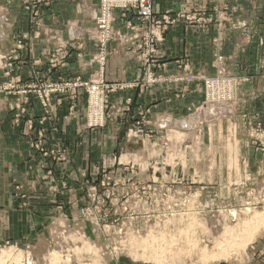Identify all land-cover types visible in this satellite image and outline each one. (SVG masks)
Wrapping results in <instances>:
<instances>
[{"label": "rangeland", "instance_id": "1", "mask_svg": "<svg viewBox=\"0 0 264 264\" xmlns=\"http://www.w3.org/2000/svg\"><path fill=\"white\" fill-rule=\"evenodd\" d=\"M46 1L49 4V0ZM35 2L12 0L9 4L2 0L4 6H16L15 12L23 9L32 16L37 9L40 15L45 5L38 7ZM232 17L231 13L221 12L218 17L215 13V21L211 20L219 32L213 38L217 49L213 59L215 71L209 76L200 75L193 65L184 66L180 74L167 75L163 70L165 63L160 62V45L167 27L175 21L167 25L162 22L154 30L158 38H152L145 50H155L153 73L156 82L149 84L147 67L142 68L138 90L148 91L161 82H185L187 86L183 91L195 90L204 98L196 95L189 110L166 123L161 121L156 125L150 107L140 108L131 125L125 121L116 122L110 131L114 141L109 139L110 134L106 136L108 146L118 141L137 147L123 152L122 160L105 156L98 158L100 168L31 172L29 190L13 183L16 195L24 201L23 207L31 205L28 191L43 192L53 207L49 209V221L43 230L48 238L40 245L26 248L10 244L13 248L3 250L0 264H9L8 261L12 264L256 263L257 256L264 252V218L254 223V215L264 213V34H255L253 38V34L244 31L233 43L239 45L238 49L229 55L222 54L221 45L225 47L226 39H230L223 35L226 31H222L231 25ZM188 20L199 21L191 16ZM25 23L20 21L13 29L5 23L1 29L13 31V36L20 38ZM140 40L141 36L138 42ZM252 40L255 58L261 61L256 79L238 77L233 73V66L238 59L248 61ZM23 44L20 39L19 47ZM68 47L70 57L71 49H81V46ZM0 49V102L8 103L4 102V106H14L12 109L16 111L20 102L23 105L32 98L25 95L33 92L45 112L41 120L55 121L59 117L58 108L64 104L69 123L80 117L87 128L94 129L115 122L110 94L118 90H104L111 85L103 75L84 79L53 77L54 69L61 67L55 51L51 55L47 53L49 71L42 72L43 75L35 71V77L23 83L13 75L12 61L17 56L5 47ZM23 50L29 52L27 47ZM102 79L104 83L100 85L99 94L93 88L98 89L97 83ZM2 96H17L18 99L9 102ZM120 108L122 110L116 111L119 115H127L132 110L131 107L130 111ZM25 113H14L10 120L12 125L24 127L27 123L28 127L21 130V134L29 138L34 152L47 155L46 145L51 142L50 138H46L42 128L28 125ZM41 132L43 137H40ZM123 134L127 142L119 138ZM37 145H41L38 150ZM87 160L92 163L94 159L87 157ZM93 163L98 165L97 161ZM239 222L247 226L242 231L252 233L250 239L245 243L240 237L235 238L236 245L228 244L232 246L228 254L206 262L203 252L209 253L216 244L230 242L228 236H223L226 231H236L235 225ZM156 253L161 254L164 262H155Z\"/></svg>", "mask_w": 264, "mask_h": 264}, {"label": "crops", "instance_id": "2", "mask_svg": "<svg viewBox=\"0 0 264 264\" xmlns=\"http://www.w3.org/2000/svg\"><path fill=\"white\" fill-rule=\"evenodd\" d=\"M11 1L3 0L9 4ZM152 2L154 13L163 19V24L175 21L172 26L167 27L163 35L164 41L160 45V62L165 63L162 69L167 75L182 73L186 65H193L194 70L202 76H209L215 71L213 59L217 49L213 38L219 32L211 21L212 19L215 21L216 18H213L215 13L217 17L221 12L233 15L231 25L225 26V30L222 31H226L223 35L230 38L226 39L225 47L221 45L222 54L229 55L238 49L239 45L233 43L244 31L253 34V38L255 34H264V0H152ZM15 7L4 6L0 0V48L5 47L17 56V59L12 61L14 76L19 77L23 83L29 82L35 77V71H41V74L47 72V60H50L47 59L48 52L51 55L59 48L73 45L76 48L81 46V49H71L68 67L54 69L53 77L56 75L82 79L98 78L99 69L95 63L97 49L94 48L88 33L95 26L100 8L99 0H49L48 6L41 7L40 15L36 19L23 9L15 12L13 10ZM188 16L199 21H190ZM2 18L5 21L2 22ZM19 18L21 24L25 22L28 24L27 26L26 23L23 24L20 38L13 36V31L1 29L5 23L6 25L9 23L13 29L16 23L20 24ZM115 18L113 29L116 38L110 43L106 66L101 73L111 86L118 85V91L110 94V103L115 115V122L113 121L111 125L107 123V126L90 129L82 120L80 121V117L79 120L69 123L64 104L58 108L59 117L55 121L41 120L45 114L44 110L33 97V92L26 94L27 98L32 97L29 102L18 104L20 109L26 112L24 119H29L28 125L42 128L47 135L46 138L51 140L46 145L47 155L38 154L32 150L29 138L21 134V130L28 127L27 123L24 127H18L12 125L10 121L12 116L14 118V113L21 111L12 109L14 106H4V102L8 104L6 101L0 102V245L9 243L26 248L28 245H40L48 238L43 230L49 221L48 214L51 211L49 209L53 207L52 204L45 198L43 192L40 194L28 191L31 205L23 207L24 201L16 195V189L11 186L13 183L29 190L31 172L100 168L98 158L105 156H113L115 160L118 157V160H122L123 152H131L137 147L133 143L128 145L118 141L109 144L111 148L108 146L106 136L115 128L116 122L125 121L131 125L133 116L140 108L150 107L153 108V120H157L156 125L161 121L166 123L189 110L190 103L194 104L193 99L196 95L204 98V95L201 97L195 90L183 91V87L187 86L185 82L180 84L161 82L148 91L138 90L136 86L142 79V64L133 47L140 35L136 31H127L119 15L116 14ZM20 39L24 43L23 47H19ZM250 45L247 47L251 49L248 61L236 60L233 73L238 77L256 79L261 61L255 58L254 40ZM25 47L29 52L23 50ZM17 89L13 95L17 93ZM2 98L14 102L17 96ZM120 107L128 109L127 111H130L131 107L132 110L127 115H119L116 111L122 110ZM125 134L119 138L127 142L123 137ZM111 136L112 133L108 136L109 139L114 141ZM87 157L93 158V162L97 161L98 165L88 163ZM70 162H73V165ZM117 163L120 165V161Z\"/></svg>", "mask_w": 264, "mask_h": 264}, {"label": "built area", "instance_id": "3", "mask_svg": "<svg viewBox=\"0 0 264 264\" xmlns=\"http://www.w3.org/2000/svg\"><path fill=\"white\" fill-rule=\"evenodd\" d=\"M100 8L98 17L96 18V25L89 30L91 40L94 44L95 49H97V54L95 58V63L98 64L99 67V75L102 76L101 73L104 71V67L106 66V62L109 56V46L110 43L116 38V33L114 32V22L115 15H119L123 20V27L128 31H136L141 36V40L137 42L133 51L140 57V61L142 63V68L147 67L148 70V78L149 84H154L156 79L153 73V67L156 62L154 61L155 50L151 49V51L145 50V46L150 43L152 38H158L157 34L154 30L158 29L161 25L162 20L161 17H157L154 13V4L152 0H99ZM41 4L48 5V1L46 0H36L35 5L38 7ZM39 15V9L33 13V16L37 18ZM165 22L167 20H164ZM169 24L167 21L166 25ZM143 32V33H141ZM138 41V40H137ZM57 63L61 66H67L66 62L70 58V49L67 48H59L56 53ZM160 63V62H159ZM104 83V80L100 83H97L98 89L93 88V91H98L100 85ZM141 87V83L139 82L136 87ZM118 87V85H114L110 87H106L104 90L113 91ZM122 88V86L120 87ZM102 94L103 91L100 90ZM110 91V92H111ZM100 94V92H99ZM17 110H21L18 107ZM22 111V110H21ZM25 113V111H23ZM18 118L20 116H17ZM44 133H40V137H43ZM42 145V144H41ZM41 145H37V150L40 149ZM34 148V147H33ZM41 152H46V150L41 149ZM10 247L9 243L0 245V254H2L3 250ZM6 253H3V255ZM257 260L255 264H264V252L260 253L257 256ZM9 264H12L11 261H8Z\"/></svg>", "mask_w": 264, "mask_h": 264}, {"label": "bare ground", "instance_id": "4", "mask_svg": "<svg viewBox=\"0 0 264 264\" xmlns=\"http://www.w3.org/2000/svg\"><path fill=\"white\" fill-rule=\"evenodd\" d=\"M223 42V41H222ZM1 64V63H0ZM63 91V90H62ZM233 92V91H232ZM92 110V109H91ZM200 115V114H199ZM199 120V119H198ZM201 121V120H200ZM199 122V121H198ZM184 123V122H183ZM182 123V124H183ZM185 124V123H184ZM183 124V125H184ZM247 211H249V210H247ZM249 212H252V211H249ZM264 218V213H256L255 215H254V220H255V222L254 223H257L258 224V222L259 221H261L262 219ZM256 220H258L257 222H256ZM249 223H250V221H249ZM253 223V224H254ZM190 225V224H189ZM192 225V224H191ZM251 225V224H250ZM236 231L235 230H233V232H231V230L230 231H226L225 232V234H224V236L223 237H229V241L230 242H224V243H219V244H216V246H215V248L213 249V251H211V252H207V251H204L203 253V257H204V259H205V261L207 262V261H210V260H216V259H220L221 257H224V254H228V251L230 250V247H232V246H228V244H230V243H232V244H234V245H236V243L233 241L235 238L237 239V238H241V239H243L242 241H244L245 243H246V241H248L249 239H250V235L252 234V233H250L248 230L246 231H242V230H244V229H247V226L245 225V223H241V222H239V223H237L236 225ZM175 234V233H174ZM189 235V234H188ZM252 236V235H251ZM172 238H173V236H172ZM167 239V238H166ZM177 239V238H176ZM189 239V238H188ZM190 240V239H189ZM205 240V239H204ZM172 241V240H171ZM237 241V240H236ZM240 241V240H239ZM239 241H237V242H239ZM164 242V241H163ZM168 242H169V240H168ZM198 242V241H197ZM222 242V241H221ZM234 242V243H233ZM186 243V242H185ZM153 244V243H152ZM161 244V243H160ZM188 244V243H187ZM149 245V244H148ZM198 246V245H197ZM154 247V246H153ZM152 247V248H153ZM163 247V246H162ZM200 246H198L197 247V249L199 248ZM236 247V246H235ZM155 248V247H154ZM191 249V248H190ZM200 249V248H199ZM207 249H209V248H207ZM180 251V250H179ZM173 251H171V253H172ZM175 252V251H174ZM173 252V253H174ZM196 252V251H195ZM197 252H200V251H197ZM188 253V252H187ZM194 253V252H193ZM163 254H165V253H163ZM200 254H201V252H200ZM199 255V254H198ZM165 256V255H164ZM165 258L167 259V257L165 256ZM173 258V257H172ZM171 258V259H172ZM154 260H155V262H157V263H160V262H164V260L165 259H163V258H161V254H157L156 253V255H154V258H153ZM174 259V258H173ZM25 260V259H24ZM167 261V260H166ZM165 261V262H166ZM168 262V261H167ZM149 264V263H148Z\"/></svg>", "mask_w": 264, "mask_h": 264}]
</instances>
